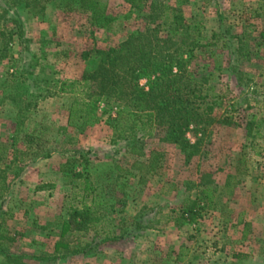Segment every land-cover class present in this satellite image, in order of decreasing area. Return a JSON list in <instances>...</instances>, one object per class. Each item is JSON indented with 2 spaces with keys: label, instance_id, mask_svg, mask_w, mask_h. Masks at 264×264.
Listing matches in <instances>:
<instances>
[{
  "label": "rangeland",
  "instance_id": "374dc122",
  "mask_svg": "<svg viewBox=\"0 0 264 264\" xmlns=\"http://www.w3.org/2000/svg\"><path fill=\"white\" fill-rule=\"evenodd\" d=\"M10 1L0 0V147L6 148L7 184L0 191V245L8 254H0V264H264V1L107 0L114 21L106 29L94 26L76 2L66 8L46 1L41 17L34 4L10 7ZM165 6L183 10L187 24L198 27L186 41L203 45L189 69L207 96L202 108L213 110L186 134L195 147L183 149L158 126L152 134L140 131V142L113 143L105 122L107 111L118 108L113 91L98 123L84 132L70 125L68 96L47 92L59 81L80 79L97 49L118 47L135 32L158 28L170 37ZM7 73H23L33 93L21 112ZM140 85L148 88L147 78ZM134 147L145 156L133 154ZM37 151L41 157L33 155ZM48 151L53 156L43 157ZM152 151L164 154L163 168L137 170L133 164ZM79 157L87 162L82 158L74 168L89 172L97 186L87 202L98 193L112 206L97 230L63 234L59 218L79 188L61 166ZM206 185L218 188L217 203L179 227L171 219ZM109 237L118 239L104 243Z\"/></svg>",
  "mask_w": 264,
  "mask_h": 264
},
{
  "label": "trees",
  "instance_id": "16d2710c",
  "mask_svg": "<svg viewBox=\"0 0 264 264\" xmlns=\"http://www.w3.org/2000/svg\"><path fill=\"white\" fill-rule=\"evenodd\" d=\"M44 1V2H43ZM49 0H12L9 6L14 7L25 2L26 6L34 4L37 12L34 15L45 16L47 2ZM58 1L57 7L64 6L72 8V2H76L80 9L91 13V22L94 26L109 28L114 18L109 14V3L107 0H54ZM186 1V0H185ZM188 1V0H187ZM264 1V0H260ZM166 25L171 32L170 37L160 36L158 28H148L145 32H135L118 47L108 50L97 49L89 69L77 80H62L55 88L47 92L48 97L67 95L70 101L68 106L69 124L77 125L79 131L84 132L89 126L98 123L105 112V107L110 105V93L114 92V102L118 104L116 111L110 108L106 114V124L114 132L113 143L117 141L140 142L143 134H152L153 126H158L166 131L173 142L185 148L195 147L186 134L194 128L213 110L211 105L202 108V102L207 96L203 94L202 86L193 77L189 69L195 49L203 47L196 41H186L191 37L190 31L197 26L187 24L183 10L180 7L165 6ZM16 21V19H15ZM185 34L184 38L175 37ZM216 37L217 34L214 33ZM35 67L41 63L34 61ZM23 73H21L22 75ZM8 82L13 83V103L19 106L31 105L30 85L24 76L7 73ZM33 76L31 73L30 77ZM147 78L148 88L140 85V80ZM36 81V79L34 78ZM34 81V82H35ZM66 131V128L63 129ZM194 130V129H192ZM29 143L39 141L38 137L29 136ZM39 148L42 144L37 142ZM0 147V165L4 162V151ZM78 154V151L75 152ZM132 153L145 156L134 147ZM40 156V151L33 154ZM53 153L48 151L43 157L51 158ZM41 157V156H40ZM85 160V157L68 159L62 166L61 172L65 179L76 184L73 188H79V192L73 204L65 206V216L59 218L63 234L66 232H85L97 230L101 222H106L107 208L112 206L111 199H103L95 194L87 202L96 190L97 186L92 175L87 171H78L74 165ZM164 154L152 151L145 160H137L133 166L145 173L157 172L163 168ZM226 186L232 176H228ZM0 191L7 187L4 169H0ZM234 179V178H233ZM218 188L206 185L196 197L185 198L178 215L171 219L179 227L187 223H195L202 209L206 206H214L215 193ZM123 225V224H122ZM118 237H109L104 243L117 240ZM61 242V241H60ZM5 254L0 245V254ZM8 257V254H5ZM237 257V256H236ZM242 257V256H241ZM182 256L178 257L181 260ZM44 262H47L44 261ZM9 264V263H8ZM10 264H17L12 262Z\"/></svg>",
  "mask_w": 264,
  "mask_h": 264
},
{
  "label": "crops",
  "instance_id": "0c3cea01",
  "mask_svg": "<svg viewBox=\"0 0 264 264\" xmlns=\"http://www.w3.org/2000/svg\"><path fill=\"white\" fill-rule=\"evenodd\" d=\"M3 164V163H2ZM2 164L0 165V168H2Z\"/></svg>",
  "mask_w": 264,
  "mask_h": 264
}]
</instances>
